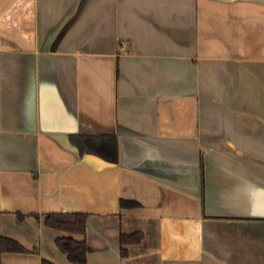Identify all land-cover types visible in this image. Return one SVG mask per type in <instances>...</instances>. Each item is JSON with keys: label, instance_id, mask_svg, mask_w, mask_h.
<instances>
[{"label": "crops", "instance_id": "obj_1", "mask_svg": "<svg viewBox=\"0 0 264 264\" xmlns=\"http://www.w3.org/2000/svg\"><path fill=\"white\" fill-rule=\"evenodd\" d=\"M68 235L85 264H264V0H0V238L29 250L0 264H77Z\"/></svg>", "mask_w": 264, "mask_h": 264}, {"label": "trees", "instance_id": "obj_2", "mask_svg": "<svg viewBox=\"0 0 264 264\" xmlns=\"http://www.w3.org/2000/svg\"><path fill=\"white\" fill-rule=\"evenodd\" d=\"M102 139L111 140V146L108 152L95 151L93 147L89 146L90 142L83 141L81 145H78L80 152H93L105 157V159L115 161L116 154V142L112 136H101ZM121 205L132 206L135 203L128 200H121ZM21 214H19V218ZM87 215L83 213H48L45 215L44 222L47 226L55 228L57 230L65 231L70 234H84L86 229ZM142 239V233L139 231L132 232L130 234H120V253L122 256H126V245L132 243H138ZM55 245L64 253L68 260L72 263L85 264L87 255L86 241L76 240L71 235L59 236L55 239ZM33 251V250H31ZM3 252H29L16 240L6 237L0 238V256ZM41 264H53L47 260H42Z\"/></svg>", "mask_w": 264, "mask_h": 264}]
</instances>
